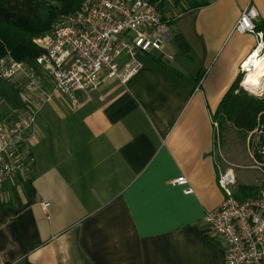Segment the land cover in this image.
I'll return each mask as SVG.
<instances>
[{
    "label": "crops",
    "instance_id": "0c3cea01",
    "mask_svg": "<svg viewBox=\"0 0 264 264\" xmlns=\"http://www.w3.org/2000/svg\"><path fill=\"white\" fill-rule=\"evenodd\" d=\"M202 2L124 83L41 110L29 186L0 196V264H226L202 220L223 198L212 116L258 43L233 25L247 5L264 25V0Z\"/></svg>",
    "mask_w": 264,
    "mask_h": 264
},
{
    "label": "built area",
    "instance_id": "2783aa9c",
    "mask_svg": "<svg viewBox=\"0 0 264 264\" xmlns=\"http://www.w3.org/2000/svg\"><path fill=\"white\" fill-rule=\"evenodd\" d=\"M255 11L247 5L233 31L255 34L256 49L261 51L264 40L255 30ZM55 21L51 31L33 39L41 50L34 65L9 56L0 60V80L18 87L22 101V106L0 115V196L7 187L19 188L27 181L38 115L53 97L61 94L73 104L77 91H96L107 80L124 83L141 66L135 55L160 51L170 32L169 18L148 0H82L75 12ZM241 69L246 76L243 63ZM212 125L216 181L223 198L202 220L223 240L226 264H264V197L236 199V176L223 155L218 123ZM185 180L179 177L173 182L183 185ZM48 205L42 203L41 208Z\"/></svg>",
    "mask_w": 264,
    "mask_h": 264
},
{
    "label": "trees",
    "instance_id": "16d2710c",
    "mask_svg": "<svg viewBox=\"0 0 264 264\" xmlns=\"http://www.w3.org/2000/svg\"><path fill=\"white\" fill-rule=\"evenodd\" d=\"M81 1L0 0V60L9 56L15 61L34 65V59L41 53V50L33 43V39L51 31L55 20L60 16L75 12ZM148 1L159 10L170 5L169 0ZM202 4V0H173L171 2L177 15ZM255 30L256 32L264 31V25L255 26ZM241 77L242 75L236 77L230 88L226 90L227 92L212 116L218 123L220 142L222 141L220 132L227 129L237 131L244 139L254 132H264V95L255 96L244 90L240 85ZM19 98L20 89L18 87L0 80V115L4 110L8 111L10 107L22 106ZM249 143L254 148L253 143L250 141ZM252 154L253 160L264 167V155H262L264 151L253 149ZM29 183L30 181H26L22 188L27 190ZM14 188L16 187L12 188V193H14L12 197L16 199L17 193ZM259 188L258 185H240L235 192V197L239 200L255 198Z\"/></svg>",
    "mask_w": 264,
    "mask_h": 264
},
{
    "label": "rangeland",
    "instance_id": "374dc122",
    "mask_svg": "<svg viewBox=\"0 0 264 264\" xmlns=\"http://www.w3.org/2000/svg\"><path fill=\"white\" fill-rule=\"evenodd\" d=\"M172 1L173 0H169L168 3L170 5L160 10L164 17H170L176 14L177 11L174 10L171 5ZM261 54H264V50H262ZM139 55L140 54L135 55L136 58L141 57ZM1 110L3 109L1 108ZM220 135L223 144V154H226L228 161L232 164L231 168L234 170L237 182L243 185H258L260 188L255 198L264 197V167H262L260 163H256L255 160H253L254 158L250 157V155L253 156V149L256 151L261 149V152L264 151V132H254L251 134L252 136L250 135L251 138L247 136L245 139L242 138L237 131H229L228 129L221 131ZM248 140L253 143L254 148ZM241 184L237 185L240 186ZM238 186H236L235 192Z\"/></svg>",
    "mask_w": 264,
    "mask_h": 264
},
{
    "label": "bare ground",
    "instance_id": "6f19581e",
    "mask_svg": "<svg viewBox=\"0 0 264 264\" xmlns=\"http://www.w3.org/2000/svg\"><path fill=\"white\" fill-rule=\"evenodd\" d=\"M259 50H254L243 64L248 70L243 85L251 93H258L259 89H264V54L259 55Z\"/></svg>",
    "mask_w": 264,
    "mask_h": 264
},
{
    "label": "water",
    "instance_id": "95a60500",
    "mask_svg": "<svg viewBox=\"0 0 264 264\" xmlns=\"http://www.w3.org/2000/svg\"><path fill=\"white\" fill-rule=\"evenodd\" d=\"M259 90L261 91V94H258V93H251V94H253L255 96H262V95H264V89H259Z\"/></svg>",
    "mask_w": 264,
    "mask_h": 264
}]
</instances>
